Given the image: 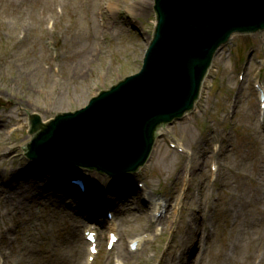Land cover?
I'll return each instance as SVG.
<instances>
[{"label":"rangeland","instance_id":"rangeland-1","mask_svg":"<svg viewBox=\"0 0 264 264\" xmlns=\"http://www.w3.org/2000/svg\"><path fill=\"white\" fill-rule=\"evenodd\" d=\"M138 1L0 0V264H83L89 224L87 264H264V32L216 54L195 110L158 132L140 172L110 180L25 157V111L46 124L141 69L155 14ZM80 176L83 192L69 183Z\"/></svg>","mask_w":264,"mask_h":264},{"label":"water","instance_id":"water-1","mask_svg":"<svg viewBox=\"0 0 264 264\" xmlns=\"http://www.w3.org/2000/svg\"><path fill=\"white\" fill-rule=\"evenodd\" d=\"M155 2V31L140 73L87 107L57 115L24 146L27 157L112 178L134 173L150 154L155 130L193 108L217 49L232 35L264 30V0ZM30 121V134L37 133L40 118Z\"/></svg>","mask_w":264,"mask_h":264},{"label":"bare ground","instance_id":"bare-ground-1","mask_svg":"<svg viewBox=\"0 0 264 264\" xmlns=\"http://www.w3.org/2000/svg\"><path fill=\"white\" fill-rule=\"evenodd\" d=\"M140 1V2H139ZM138 2H136L137 4H139V5H143V1L144 0H139ZM92 30H94L92 33H91V31ZM87 31L88 32H90L91 33V35L94 37L93 38V40H95V36H96V33H95V26H92V27H88L87 28ZM114 32H116V33H118V30H115ZM86 186H88V184H86ZM35 194H38V192H36V191H34V193H33V195H35ZM159 207L158 206H153V216H155L156 214H158V212H159ZM227 210L228 209H224V214H225V217H228V212H227ZM73 228H75V226H73ZM97 229V227L95 226V225H93V224H89V225H87V227H86V229H85V231L84 232H87V231H91V232H94L95 233V231L94 230H96ZM115 229H116V225L114 224V223H110L109 225H108V227H107V230H108V235L109 234H113L115 237H116V233H114L115 232ZM189 232H190V230H189ZM193 233L192 234H194L195 232H194V230L192 231ZM133 242H135L134 244H135V246H136V250H138V248L141 246V239H134V240H132V241H130V245L133 243ZM86 244V250H87V253H86V259H85V261H84V264H85V262H86V264H87V262H88V260L92 257L91 256V254L90 253H88V248H89V243H85ZM116 246V245H115ZM129 255H131V253H129ZM46 254H42L41 256H40V258H42V260H43V264H44V262H45V259H46ZM85 257V256H84ZM1 258V257H0ZM67 260V259H66ZM124 264H127V262L126 261H122ZM2 263H4V261H2ZM70 263H72V260L70 261ZM118 264H120V262H118Z\"/></svg>","mask_w":264,"mask_h":264}]
</instances>
